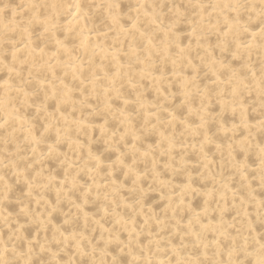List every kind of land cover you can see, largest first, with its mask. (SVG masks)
I'll use <instances>...</instances> for the list:
<instances>
[{"label": "bare ground", "instance_id": "6f19581e", "mask_svg": "<svg viewBox=\"0 0 264 264\" xmlns=\"http://www.w3.org/2000/svg\"><path fill=\"white\" fill-rule=\"evenodd\" d=\"M0 264H264V0H0Z\"/></svg>", "mask_w": 264, "mask_h": 264}]
</instances>
